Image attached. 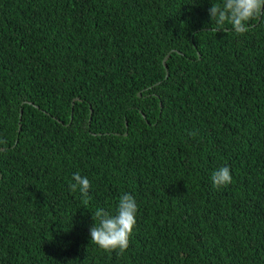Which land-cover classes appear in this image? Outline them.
<instances>
[{"label":"trees","instance_id":"16d2710c","mask_svg":"<svg viewBox=\"0 0 264 264\" xmlns=\"http://www.w3.org/2000/svg\"><path fill=\"white\" fill-rule=\"evenodd\" d=\"M220 2L0 0V264H264V15ZM124 193L121 255L90 228Z\"/></svg>","mask_w":264,"mask_h":264},{"label":"clouds","instance_id":"9594fccd","mask_svg":"<svg viewBox=\"0 0 264 264\" xmlns=\"http://www.w3.org/2000/svg\"><path fill=\"white\" fill-rule=\"evenodd\" d=\"M213 21V31L228 30L225 24L231 25V31L244 34L248 30V22L264 15V0H221L213 3L209 9ZM195 136L196 132H189ZM213 185L217 188L232 182L231 170L222 166L212 173ZM91 182L86 176L74 173L69 183L71 192L81 194L84 203L89 199ZM138 204L133 195L124 193L120 196L116 213L111 214L104 208H96L92 213L94 225L90 228L91 244L107 252L118 251L123 254L129 247L130 237L136 226Z\"/></svg>","mask_w":264,"mask_h":264},{"label":"water","instance_id":"95a60500","mask_svg":"<svg viewBox=\"0 0 264 264\" xmlns=\"http://www.w3.org/2000/svg\"><path fill=\"white\" fill-rule=\"evenodd\" d=\"M168 58H169V57H167L166 60L164 61V66H165V67H166V61H167ZM167 77H168V76H167ZM73 106H74V104H73ZM92 115H93V111L91 110L90 121L92 120ZM21 116H22V114H21ZM1 151H4V149H2Z\"/></svg>","mask_w":264,"mask_h":264}]
</instances>
